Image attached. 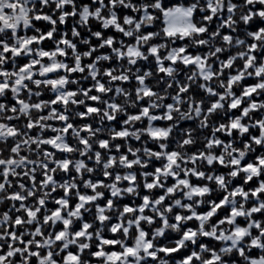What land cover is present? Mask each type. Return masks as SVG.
<instances>
[{
    "label": "snow or ice",
    "instance_id": "1",
    "mask_svg": "<svg viewBox=\"0 0 264 264\" xmlns=\"http://www.w3.org/2000/svg\"><path fill=\"white\" fill-rule=\"evenodd\" d=\"M0 264H264V0H0Z\"/></svg>",
    "mask_w": 264,
    "mask_h": 264
}]
</instances>
